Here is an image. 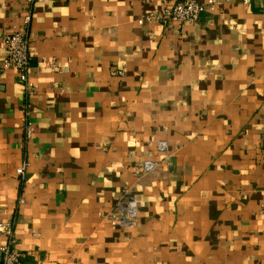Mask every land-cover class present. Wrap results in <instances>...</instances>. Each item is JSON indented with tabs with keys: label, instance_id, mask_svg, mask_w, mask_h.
Here are the masks:
<instances>
[{
	"label": "crops",
	"instance_id": "0c3cea01",
	"mask_svg": "<svg viewBox=\"0 0 264 264\" xmlns=\"http://www.w3.org/2000/svg\"><path fill=\"white\" fill-rule=\"evenodd\" d=\"M178 1L0 0V65L31 18L34 94L0 77V248L23 264H264V3L140 23Z\"/></svg>",
	"mask_w": 264,
	"mask_h": 264
},
{
	"label": "built area",
	"instance_id": "2783aa9c",
	"mask_svg": "<svg viewBox=\"0 0 264 264\" xmlns=\"http://www.w3.org/2000/svg\"><path fill=\"white\" fill-rule=\"evenodd\" d=\"M35 2H46L49 0H31ZM255 0H244L245 4H249ZM264 3V0H262ZM212 0L202 2L201 0H183L174 4L165 6L160 12H154L140 20L144 22H159L168 28H182L186 24H195L207 12ZM30 16H27L24 21V26L13 34L7 35L3 39L6 57L0 65V77L8 69H15L18 73V83L21 84L27 96H32L35 91V85L29 77V69L31 57L29 54V39L28 28L30 24ZM116 73V72H115ZM118 75H123V72H118ZM28 115V114H27ZM164 149V146H161ZM154 167L152 162L144 164V170L150 171ZM19 177L23 178L25 174V166L17 170ZM0 233L4 232V227L0 226ZM9 236H13L12 229L9 230ZM23 254L14 246L13 240L9 244L0 248V264H23Z\"/></svg>",
	"mask_w": 264,
	"mask_h": 264
},
{
	"label": "rangeland",
	"instance_id": "374dc122",
	"mask_svg": "<svg viewBox=\"0 0 264 264\" xmlns=\"http://www.w3.org/2000/svg\"><path fill=\"white\" fill-rule=\"evenodd\" d=\"M139 22V20H138ZM123 206V204H122ZM115 220H121L120 223L123 222V225L125 226H131L134 224V221L136 219V211L133 207H127L123 214L117 215L115 214ZM119 224V223H118Z\"/></svg>",
	"mask_w": 264,
	"mask_h": 264
}]
</instances>
